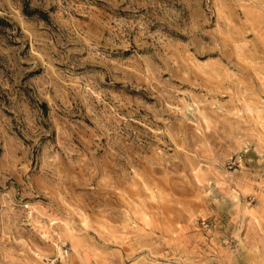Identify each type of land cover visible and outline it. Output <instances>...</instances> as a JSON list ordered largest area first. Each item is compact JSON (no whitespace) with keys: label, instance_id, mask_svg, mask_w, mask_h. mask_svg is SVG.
Here are the masks:
<instances>
[{"label":"rangeland","instance_id":"obj_1","mask_svg":"<svg viewBox=\"0 0 264 264\" xmlns=\"http://www.w3.org/2000/svg\"><path fill=\"white\" fill-rule=\"evenodd\" d=\"M133 67L139 74L127 71ZM53 69L80 90L54 92L51 84L60 81ZM96 92L121 116L131 115L126 127L121 122L131 164L123 153L110 154L108 139L90 122L93 112L105 111ZM193 103L202 117L194 108L181 111ZM207 120L218 125V138L205 133L217 158L231 154L237 139L250 145L240 154L246 171L224 162L247 181L242 215L230 198L217 206L204 197L206 170H195V157H188L191 166L182 163L186 153L165 133L200 156L196 128L210 127ZM145 124L160 130L158 137ZM53 137L44 164L74 177L58 193L33 176L37 145ZM258 160L264 0H0V264H262Z\"/></svg>","mask_w":264,"mask_h":264},{"label":"clouds","instance_id":"obj_2","mask_svg":"<svg viewBox=\"0 0 264 264\" xmlns=\"http://www.w3.org/2000/svg\"><path fill=\"white\" fill-rule=\"evenodd\" d=\"M46 55L47 53L45 52L44 56L39 57L41 61L44 60V57ZM48 67H50V65ZM127 71L131 73L139 74L138 69L135 67L129 68L127 69ZM164 71H167V69L165 68ZM145 73L150 74L151 68L146 66ZM52 76L55 77L56 80L60 81L59 85L56 83L51 84V87L53 88L54 92L59 93L61 91L62 86L74 87L77 89V91L80 90L79 85L75 81L60 80V77L56 74L54 69L52 70ZM100 79L103 80V77L101 76ZM93 87H98V86H93ZM92 91L93 89L91 87L88 88L89 93H92ZM174 91L178 92L179 90L174 89ZM185 95H191V93H185ZM95 97L97 103L103 104L105 106V111L102 112L100 116H96L95 113L93 112L90 122L96 125L101 136H104L108 139L109 143L107 145V149L110 152V154L113 156H121V153H123L121 159H124L128 164H131L132 157L128 155L131 145L127 142L122 143V138H125L126 140V136H125V131L121 129V122H123V124L126 127L128 121L131 119V115H129L128 117L121 116L120 113L116 111L115 108H112L110 104H107L106 100L104 99V94L96 92ZM165 103L167 104L168 111L173 113L177 111V109L173 104L167 102ZM181 103H183V101H181ZM84 104L86 109L85 114H87L88 99L84 100ZM217 107H218L217 105L215 104L213 105V108H217ZM191 108L195 109V111L193 112L194 116L197 114H199V116L201 117L203 116V113L200 112L198 105H196L195 103H193V105H191L189 109H182L181 111L187 112ZM108 109H111L110 113L107 111ZM148 110L153 112L156 120L159 121L163 119L161 115L157 114L154 108L149 107ZM164 110L165 109L163 108L160 109V111H164ZM228 115H236V113H228ZM186 118L187 116H185V119ZM145 119L147 118L145 117ZM164 123L167 125L168 121L165 120ZM206 123L209 124L210 127L201 128L199 124H197V128H196V131L200 134V137L202 138L201 142L197 143L196 145L197 151L202 153V155L200 156H196V152H187L185 147H183L180 144H177L176 137L171 132H167L165 130V133L168 135L169 139L171 140V143L175 145V149L177 153L179 152L186 153L185 161H182V163L186 162L189 166H191L192 160L188 159V157L189 156L195 157L196 163L199 165V167H197L195 170L197 172H200L201 169L206 170L202 173L201 176V178L204 180V184L208 186L207 191H205L203 188L201 189L204 197H208L209 195H211V200L209 202L215 203L217 206L224 204L225 201L228 200V198H230L229 203L231 209L237 211L239 214L242 215L243 213L240 212L241 209L240 197L242 195L247 194V189L243 186L245 183H247V181L235 178L236 173L228 172L227 169L225 168L224 162L227 161V166L229 168H236L238 166L242 172L246 171L244 169V163L243 160L241 159L240 154L243 153L245 156L248 155L250 151V145L247 144L244 140L237 139V144L239 146L234 149L230 148L229 153L231 154L221 153L220 154L221 158H217V156L213 154L212 145L209 143V139L205 136V133L206 132L211 133L213 135V138H218L216 136V128L218 125L217 122L213 120H207ZM25 126L31 131H33V133L35 132V129L30 121H26ZM144 127L148 131H152L153 134L156 135L157 137L160 134V130L150 129L147 124H145ZM25 135L27 134L25 133ZM51 139H54V137L46 139L43 144L37 145L39 147L40 152L36 158V167L33 169V176L37 180L38 184H43L46 187L51 186L58 193L59 187L63 183V181L68 179H74V177H68L66 174L61 173L59 167L49 168L44 164V159H45L44 152L51 144ZM31 142L33 141H30V143ZM160 143H163V141H160ZM117 148H119V151H117ZM251 150L254 151V149ZM76 151L78 152L79 150ZM154 151L157 155L161 154L160 149L158 147L155 148ZM233 154L236 156L235 160H233ZM172 159H179V157L173 156ZM56 161L58 164L59 156H56ZM79 162L84 163L83 158H81ZM91 163L94 164L95 161L93 160ZM256 163L264 164V160H258L256 161ZM217 166H219L220 169L219 171L217 170ZM133 171H135V169H133ZM208 177H211V179H208ZM213 184H215V187H212ZM30 186L31 185L29 184V187ZM259 187L261 188L262 191H264V176H262L260 179ZM44 195L47 196V192H45ZM217 196H221V198L217 199L216 198ZM58 198L62 200V198L60 197ZM244 207L246 208L247 205L245 204ZM52 222L55 223L56 221L53 220ZM259 232L261 234H264V228H259ZM18 243L23 244L24 242L18 241ZM260 243L262 246H264V238L261 239ZM252 251L255 252L256 249H252ZM261 251L262 253H264V247H262ZM237 252H240L242 256L244 255V250L242 249V247H238ZM262 264H264V259H262Z\"/></svg>","mask_w":264,"mask_h":264}]
</instances>
